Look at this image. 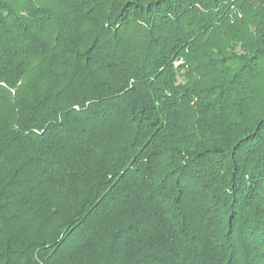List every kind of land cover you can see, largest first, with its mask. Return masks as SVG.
<instances>
[{"label": "trees", "instance_id": "1", "mask_svg": "<svg viewBox=\"0 0 264 264\" xmlns=\"http://www.w3.org/2000/svg\"><path fill=\"white\" fill-rule=\"evenodd\" d=\"M0 264H264V0H0Z\"/></svg>", "mask_w": 264, "mask_h": 264}]
</instances>
